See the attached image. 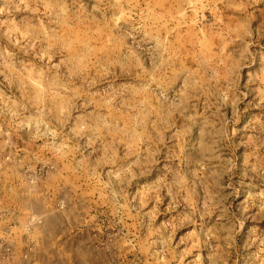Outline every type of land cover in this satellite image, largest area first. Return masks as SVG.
I'll use <instances>...</instances> for the list:
<instances>
[{"label":"rangeland","instance_id":"1","mask_svg":"<svg viewBox=\"0 0 264 264\" xmlns=\"http://www.w3.org/2000/svg\"><path fill=\"white\" fill-rule=\"evenodd\" d=\"M0 264H264V0H0Z\"/></svg>","mask_w":264,"mask_h":264}]
</instances>
